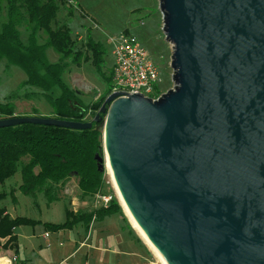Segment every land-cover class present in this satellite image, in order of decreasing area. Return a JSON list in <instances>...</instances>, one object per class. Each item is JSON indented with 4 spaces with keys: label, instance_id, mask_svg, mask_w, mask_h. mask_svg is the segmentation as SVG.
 <instances>
[{
    "label": "water",
    "instance_id": "obj_1",
    "mask_svg": "<svg viewBox=\"0 0 264 264\" xmlns=\"http://www.w3.org/2000/svg\"><path fill=\"white\" fill-rule=\"evenodd\" d=\"M158 2L171 89L112 92L91 121L11 116L0 128L102 120L98 169L107 157L166 264H264V0Z\"/></svg>",
    "mask_w": 264,
    "mask_h": 264
},
{
    "label": "rangeland",
    "instance_id": "obj_2",
    "mask_svg": "<svg viewBox=\"0 0 264 264\" xmlns=\"http://www.w3.org/2000/svg\"><path fill=\"white\" fill-rule=\"evenodd\" d=\"M58 5L53 26L66 24L71 31L74 49L85 51V57L90 56L84 46L86 37L90 35L99 42L104 48L101 67L105 74H109L113 64L109 37L128 31L136 35L157 67L159 82L156 96L174 86L170 66L172 45L162 31L158 0H58ZM4 20L5 5L0 1V26ZM26 26L23 23L19 27L23 41L27 39ZM38 37L43 42L46 34L40 32ZM46 56L51 62L59 59V54L51 48L46 50ZM25 79L22 68L1 59L0 102H11L15 114L31 116L36 110L40 116L54 117L52 107L40 89L20 85ZM62 79L79 92L85 104L97 101L107 92L105 81L90 60H83L78 66L69 63ZM92 118L87 116L89 121ZM77 181L78 177L73 175L56 185L57 199L53 201H48L43 192H36L35 197L21 193L18 189L20 170L0 184V192L6 193L0 199V207H4L11 217L23 216L35 221L19 225L14 231V249L21 264H162L133 229L140 238V244L134 240L124 227L126 222L115 212L103 216L101 220H92L88 228L81 222L60 230L47 228L45 223L66 221L67 209L78 212L103 206L101 202L95 206L93 195L81 199ZM103 184V190L112 192L122 209L107 168L103 174ZM126 220L129 223L127 217Z\"/></svg>",
    "mask_w": 264,
    "mask_h": 264
},
{
    "label": "trees",
    "instance_id": "obj_3",
    "mask_svg": "<svg viewBox=\"0 0 264 264\" xmlns=\"http://www.w3.org/2000/svg\"><path fill=\"white\" fill-rule=\"evenodd\" d=\"M5 5V20L0 26V60L23 69L26 79L20 84L41 90L52 107L54 117L85 122L86 116L93 117L111 90V69L109 74L102 71L103 46L88 35L85 51L74 49L71 31L66 24L53 26L59 11L58 0H0ZM70 1V0H67ZM25 23L27 39L23 41L19 27ZM46 38L39 41V33ZM53 49L59 54L55 62L48 60L46 50ZM90 60L98 74L105 81L107 92L97 101L85 104L79 92L68 86L62 79L69 63L79 65ZM31 116H40L36 110ZM38 114V115H37ZM24 116L15 114L11 102H0V118ZM103 121L93 122L90 128L69 129L51 125L23 123L0 128V184L20 170L18 189L25 195L36 196L43 192L48 201L56 200V185L77 172L80 198L94 195L103 190V174L100 172L95 154L101 152ZM25 159V160H24ZM6 195L0 192V199ZM119 214L133 238L140 242L133 228L127 223L117 199L114 197L107 206L90 211L66 210L63 223H45L52 230L70 228L81 222L86 228L92 220H101L111 213ZM95 217V218H94ZM94 218V219H93ZM23 216L11 217L0 207V239L16 241L14 229L22 224L34 223Z\"/></svg>",
    "mask_w": 264,
    "mask_h": 264
},
{
    "label": "built area",
    "instance_id": "obj_4",
    "mask_svg": "<svg viewBox=\"0 0 264 264\" xmlns=\"http://www.w3.org/2000/svg\"><path fill=\"white\" fill-rule=\"evenodd\" d=\"M109 43L113 57L109 94L119 92L122 96H127L137 92L153 99L157 98L156 90L159 82L157 67L148 57L136 35L124 31L110 36ZM114 197L112 192L101 190L93 195L95 206L98 202L107 206ZM14 259L1 256L0 264H11Z\"/></svg>",
    "mask_w": 264,
    "mask_h": 264
},
{
    "label": "bare ground",
    "instance_id": "obj_5",
    "mask_svg": "<svg viewBox=\"0 0 264 264\" xmlns=\"http://www.w3.org/2000/svg\"><path fill=\"white\" fill-rule=\"evenodd\" d=\"M105 163H106V168L109 172V175L111 177L112 183L114 185V188L117 192L120 204L122 206L123 212L125 214V216L127 217L131 227L138 233V235L140 236V238L142 239V241L149 247V249L159 258V260L161 261L162 264H166L164 258L161 256V254L153 247V245L150 243V241L148 240V238L145 236L144 232L141 230V228L138 226V224L136 223V221L133 219V217L131 216V214L129 213L128 209L126 208L124 202L122 201L120 194L118 192V189L116 187L114 178H113V174L108 162V159L106 157L105 159Z\"/></svg>",
    "mask_w": 264,
    "mask_h": 264
},
{
    "label": "crops",
    "instance_id": "obj_6",
    "mask_svg": "<svg viewBox=\"0 0 264 264\" xmlns=\"http://www.w3.org/2000/svg\"><path fill=\"white\" fill-rule=\"evenodd\" d=\"M20 183V182H19ZM18 183V184H19ZM15 231V229H14ZM7 237L6 238H1L0 239V257L1 256H5L7 258L13 259L15 258L11 264H21L19 261V256L17 255V252L15 251V246H16V241L14 242H8L7 241ZM135 240V239H134ZM83 241H81L82 243ZM138 242V241H136ZM139 243V242H138ZM14 244V245H13ZM61 244V243H60ZM140 244V243H139ZM7 246V247H6ZM141 258H144L143 256H141Z\"/></svg>",
    "mask_w": 264,
    "mask_h": 264
}]
</instances>
